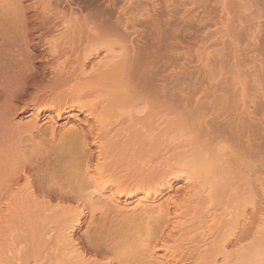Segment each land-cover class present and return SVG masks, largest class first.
<instances>
[{
	"label": "rangeland",
	"instance_id": "obj_1",
	"mask_svg": "<svg viewBox=\"0 0 264 264\" xmlns=\"http://www.w3.org/2000/svg\"><path fill=\"white\" fill-rule=\"evenodd\" d=\"M12 26H14V28ZM233 43L237 49L234 47ZM0 44V239H2L0 240V264L67 263L65 262L67 258H64L65 256L63 257V254L61 255L63 251L61 248L64 249V246L62 245L63 242H58L57 230L52 229V226V228L49 226H42L40 221L29 216H22L21 219L17 218V220L9 213L10 210L7 208L9 196L11 198V194H14L15 190H18V188L20 190L23 185L26 186L25 182H27V180L29 182L28 186H31L29 192L32 193L34 197H37V202L45 201L50 203L54 209L67 206L73 207L77 206L76 203H81L80 207L84 211L83 219L81 220L79 228L74 232L72 240L75 245L77 244L79 251L81 250L80 252L86 256L88 261L97 260L99 263L109 264H129L131 261V263L134 262V264H136L137 262L135 263V261L138 260L139 264H144L148 258H146V253H148L149 249V253H154L156 250L158 255H163V249L160 248L159 250L158 247H155V249L152 250L154 246L151 245L152 247H146V251L142 248L139 251L137 250L140 253H142V250L143 253L144 251L146 252L144 254L142 253V255H145L143 257L141 254L134 251L136 249H131L133 253L130 251L129 257H125L126 259L124 262L126 263L123 261L120 263V260L118 261V259L115 258L116 256L113 257V253V255H111L109 251H106L105 246L108 244L105 240H107V242H110L111 238V242L114 240L113 237L115 232L113 233L112 230H118V225L121 226L120 223L122 220L120 215L117 214L119 217H115L116 214L115 216L113 214H109L110 216L106 214L103 217V215L95 214L94 217H92L93 219H90L91 210L89 209L90 207H88L89 205L77 199L76 196L75 199L74 193H69V187L67 189L68 184H66L62 176H60L62 173H59V169L61 168L57 167L58 170H56V168L51 169L54 164V166L58 163L61 165V160L57 161L60 155L55 152V147L60 144L58 140L62 138V132L59 133L58 129L61 125H64L66 122L65 117L68 115H64L63 113L61 119L52 118V122L57 123V126L55 125V129H57L54 132L55 136L52 140L50 138L48 139L51 141L48 142L47 140V142L43 143V140L46 139L41 135L43 125L40 124H43L45 121H47L45 123L49 124L46 116L49 114L52 117L53 114L48 113V111L44 112L40 110V108L42 109L44 106L41 100V104L38 101L41 95L43 96L42 98H44L43 103H46L45 106L51 109L58 104L62 106L63 103H70L80 98L78 104L83 105L81 102L84 104H87V102L91 103L87 104L88 106L85 104L86 108H90L93 105L92 107L95 109H92L97 111L102 110L99 109L102 108L99 105H107L106 101L108 102L110 95L111 97L113 96L112 111L114 115L111 114V111L108 114V116L110 115L111 117L100 119V125L104 122L102 120H105L104 125H102V131L108 132L110 129L111 132L109 131L110 134L108 138L112 136L111 140H113V142H116L114 139H117V141L119 140L117 144H120V146L116 145L118 149V152L115 151L116 154L122 152L121 148L126 149L123 150L127 153L125 154V152H123V154H121L123 156L124 154L128 155L125 161L130 160L128 157L137 149L140 142L142 145H139L140 147L138 146V148L146 146L144 148L142 147V150L138 149L142 151L141 153L143 155H146L145 159H143L144 157L141 155L140 158L135 161L136 166H141V168H139L141 170L144 165V169L146 168L145 172H151L150 169H152V171L154 170V173L157 174V168H159L158 174L160 171L167 174L170 172L174 162L177 161L180 165V160H183L180 158H182V156L184 158L190 156L195 150H197L198 153L197 154L195 151L196 155H203L206 159H210L209 161L212 163L214 162L213 165L216 166V171L214 174H207V181L210 182H208V184L206 182L200 183L195 179L191 184V194L187 195L188 197L185 192L183 193L180 187L179 190H176L178 189V184L180 185L181 183L177 180L174 181L172 184V195L174 194L173 196H175L176 194L177 198L179 197L178 200H180L181 195L186 197L185 199H183V197L181 198V208L176 211L172 206V208L168 206L165 211L167 213L171 211L170 214L164 211L162 213L166 215H163L161 218L160 216H158L159 218L156 216L157 221L156 218H154L152 222L155 220V223L158 222L156 223L157 225L151 221L148 223V226L152 227L153 225L151 229L149 227L151 233L155 229L156 232H154L157 235L161 234V230L164 232L159 236V239L162 238L164 244H167V246H170L169 243L172 241V244H176L175 246L177 247V244H180L182 238L185 240H182L181 244L178 245L179 248H182V252L179 251L178 247L176 249L178 250L177 253L176 250L170 248V251H173L174 255L176 254V260L172 261V259L169 258L167 261L171 262H167V264H194L195 262L204 261L202 259L199 260L198 257V255L201 256L200 248L203 247L202 251L205 249L208 250V248L210 249V246H208V248L206 247L208 245L207 243L211 244V241L212 244H214V246L211 245L213 249L221 246L228 248L226 249V253L228 252L227 255H230V257L234 259H238L237 263L242 259V257L239 256L241 251L246 249L247 253L249 250H251V253L255 252L253 255L258 264H264V245L261 244L264 243V240H260L261 236L264 239V0H0ZM220 66H222V68ZM20 77L22 82L19 80ZM13 80L14 82L11 83ZM97 81H99L100 84L102 83V86L98 84L99 82L97 83ZM96 83L98 86L100 85L99 89H97L98 86ZM104 84L106 85L105 89L103 87ZM89 85H93V87H89ZM42 86H45L43 87L44 89L46 88L43 93L41 91V89L43 90ZM83 86L85 89L92 88V91L95 93L90 89L84 91L85 89ZM101 87L103 89H101ZM15 88L20 89H16L17 91L15 90L14 92ZM9 89L13 90L8 91ZM134 89L137 92L141 90V92L137 93ZM72 90L73 95L76 96V94H78L80 97L76 96L78 97L76 98L68 93ZM75 90L78 91L76 92ZM98 90H100L101 93L98 94L96 92ZM142 90L146 93L144 92V94ZM150 90L152 92H149ZM37 91L42 94L39 93V95H37ZM74 92L76 93L74 94ZM122 92L125 93V97L123 96V98H121V95H123ZM127 96L130 97L127 98ZM33 97H36L37 102ZM70 97H72L73 100L70 99ZM116 98H118L117 100H121V102L119 101L120 104L115 100ZM103 99L106 100L101 103ZM124 99H126L125 101L129 100L128 102L131 101L130 104L126 103ZM33 101L36 106L34 105L35 107L32 108L30 104H32ZM115 101L118 103L115 104L117 105L116 108L113 107L115 106ZM95 102L99 103L97 104ZM110 102L111 100L109 99L108 104ZM122 102L125 103H123L124 106H121ZM40 105L41 107H38ZM113 108L116 110L114 109V111ZM98 112L95 114L98 115ZM69 115H75L77 121L79 120V124L85 129L88 124L87 122L91 124V121L88 119L89 116L87 117L86 113L83 115L82 112L72 110ZM84 116L88 121H86ZM115 116H117V118ZM54 118L57 121H55ZM32 120L33 122L36 121L40 123V130H42L38 132L40 135L36 132H32L34 137L32 133L25 129ZM83 121H86V123ZM109 122L113 123L112 125L114 126L110 125L111 123L109 124ZM45 123L44 126L48 125ZM96 125H98V123H96ZM23 128L27 133L23 131ZM119 131H122V135L125 133L126 135L124 134V136L126 137H122ZM213 131L215 132L214 134ZM117 132H119V137L117 138L116 135L114 138L113 135H115V133L117 134ZM207 132L210 134H208V137H206ZM29 134L31 135L29 136ZM35 134L42 138L39 136L38 138ZM58 134H60L61 138ZM120 135L121 139H119ZM31 136L33 137L32 140L30 139ZM105 137L107 138V134ZM124 139L128 140L127 143L130 142L126 146H124L126 144V140L124 141ZM91 140V137H88V141L91 143L87 141L90 146L86 147V149H88L87 155L89 156L95 152L93 151V143ZM38 141L40 144L42 142L44 146L37 145ZM131 142L138 144H136V148ZM18 144L20 149L18 148ZM53 144L55 147L52 146ZM46 145L48 149H54L55 153H53L52 150V152H50V150L47 151ZM132 146L133 149L131 150L130 148H132ZM154 147H157V150H155ZM246 147L249 150H247ZM128 148L131 151L128 150ZM201 148L207 151L205 152ZM243 148L247 150H245L247 156L250 153L252 154L244 158L246 155L243 154L244 152L242 153V151H244ZM233 149H235L234 153ZM239 150L240 152L238 153ZM31 151L34 152L32 153ZM186 151L187 153H185ZM180 153L184 154L181 155ZM255 153L257 154L255 155ZM54 154L56 156H54ZM241 154L244 159L240 157ZM236 155H239L238 158L240 157L241 159L239 163ZM92 156H94V154ZM175 156L176 160H174ZM228 156L229 158L232 156L235 165L232 164L233 162L228 164ZM23 157L25 158L23 159ZM215 157L217 158L215 159ZM141 158L143 160H141ZM224 159H226V162L223 161ZM31 161L33 162L31 163ZM221 161H223L224 165L220 163ZM235 162L238 163L239 167ZM46 164H48L47 167L45 166ZM135 164L133 165L135 166ZM241 164H243L242 166L244 168ZM177 165H174L172 168L173 171L177 169L174 173H177L180 169V166L178 165L177 167ZM152 167H154V169ZM220 167L221 169L225 167L223 170V172L226 170L224 175L226 177L229 175L227 178H229L228 180L231 183L227 181L223 174V176H220L225 178L224 180L219 177V173H222V170L219 171ZM148 168L149 170H147ZM42 171L43 174H41ZM234 171L241 175L238 176ZM56 172L58 173L56 174ZM162 173L161 175H163ZM192 173L195 174L196 170H192ZM232 174L236 175L235 178ZM213 176L217 177L218 180ZM44 177H46V179ZM208 177H210L209 180ZM236 177L239 180L241 179L240 182L238 181L236 183L234 180ZM225 180L228 184H226V186L223 184L226 183L224 182ZM64 183L65 186L63 185ZM221 185H224V188L221 187ZM201 186L202 189L200 188ZM195 187L196 191L194 189ZM191 191L194 192V197H198L199 200L201 197V201L204 204L203 206L200 205L198 199V203L196 200H193V192ZM197 191L201 192L200 195L196 194ZM219 193L220 195L218 196ZM59 194L62 197H60ZM166 197L167 195H165L164 200ZM190 197H192V201ZM246 197L248 201L245 200L247 199ZM240 198H245V202ZM185 200H188L191 204L186 201L187 204ZM159 201H162V198L159 199ZM241 203L243 205H241ZM185 204L191 206L189 207V211L192 210V219L188 215H184L188 210ZM184 206H186L185 209L182 208ZM169 208H171L173 212ZM189 211L187 213L191 214ZM173 214L174 216H170ZM175 214H177L178 219L180 218L184 223L188 222L184 224L179 221L181 222L180 224L188 227L186 233L183 231L184 226L178 223V226H180L177 227L178 230H181L182 227L183 229L181 231H183L185 237L189 239L182 237L184 234L180 232V230L176 232V225L171 223L173 220V222L178 220L175 218ZM111 216H113V218ZM123 216L124 215H121V217ZM166 216L172 225L167 221ZM182 216L183 219L185 218L184 216H186V218L183 220ZM12 217L14 218L12 219ZM198 217H200V219ZM170 218L172 220H170ZM238 218L240 219L238 220ZM109 219L113 222H117L113 223L110 221V223ZM158 219H162L161 221L164 224ZM186 219H191V223L190 221L186 222ZM15 220H17V222ZM233 220V223H235L234 226L230 223ZM166 221L168 223H166ZM103 222L105 224H103ZM188 224L190 225L188 226ZM89 225L94 227L91 228ZM157 226L160 230H158L159 233L157 231ZM228 228H230V230ZM38 229L45 230L47 235L44 234L45 232L39 231ZM107 229L108 231H106ZM227 229L229 232H226ZM256 229L258 230L256 231ZM188 231L192 233L186 236V234L188 235ZM206 231L210 232L206 233ZM91 232L94 234H90ZM206 234H208L209 237H207L208 235ZM104 235H106L107 238ZM109 235L112 236L110 237ZM179 235H181L180 241H178ZM36 236L38 238L45 237L47 243L41 246L40 242L44 238H41V240L39 239V241ZM167 236L169 237L167 238ZM108 237L110 238L108 239ZM136 239L137 238H134V241H136ZM173 241H177V243H173ZM219 241L221 242L220 244ZM93 242L96 243L93 244ZM204 242H206V245ZM100 245L101 247H99ZM109 245L107 247H109ZM173 245L171 247H173ZM192 247H196L194 250L196 253L198 252L197 254L192 251ZM196 249L199 251H196ZM246 250L242 252V254L246 253ZM239 251L240 254L238 255L237 253ZM178 252L181 253L178 254ZM132 254L135 255L133 256L135 257L134 260L136 258L137 260H131L133 259L131 258ZM138 255H141L142 258H146L144 259L145 261H143L142 258L140 259L143 262L140 261ZM194 255H196V257H194ZM235 256L237 258H235ZM196 258L199 261H196ZM218 259H220L219 256L216 258L217 264L222 263V260L218 261ZM259 259L262 263L259 262ZM147 260L149 261V259ZM150 262L151 261L146 264H151ZM204 262L195 264H202ZM206 263L207 262L204 264Z\"/></svg>",
	"mask_w": 264,
	"mask_h": 264
},
{
	"label": "bare ground",
	"instance_id": "obj_2",
	"mask_svg": "<svg viewBox=\"0 0 264 264\" xmlns=\"http://www.w3.org/2000/svg\"><path fill=\"white\" fill-rule=\"evenodd\" d=\"M8 22V21H7ZM16 22V21H15ZM11 23V22H10ZM9 25V24H8ZM16 25V24H15ZM157 25V24H156ZM21 26H22V24H21ZM13 28H14V26H12ZM10 28V27H9ZM19 28V27H18ZM12 30V29H11ZM18 30V29H17ZM13 31V30H12ZM19 31V30H18ZM11 32V31H10ZM14 32V31H13ZM15 33V32H14ZM18 33V32H17ZM12 34V33H11ZM9 35V34H8ZM11 36H13V35H11ZM4 37V36H3ZM44 39V38H43ZM6 43V42H5ZM47 43V42H46ZM234 44V43H233ZM1 45V44H0ZM2 45H4V44H2ZM234 47H235V44H234ZM229 48V47H228ZM236 48V47H235ZM232 49V48H231ZM237 49V48H236ZM231 51V50H230ZM232 53V52H231ZM116 57V56H115ZM42 59V58H41ZM223 59V58H222ZM25 62V61H24ZM29 62V61H28ZM97 64V63H96ZM28 65V64H27ZM220 65V64H219ZM218 65V66H219ZM231 65V64H230ZM17 66V65H16ZM30 66V65H29ZM98 66V65H97ZM134 66V65H133ZM135 67V66H134ZM221 68H222V66H220ZM229 67H231V66H229ZM20 68V67H19ZM47 68V67H46ZM96 68V67H95ZM218 68V67H217ZM82 69V68H81ZM80 69V70H81ZM137 69V68H136ZM219 69V68H218ZM28 70V69H27ZM26 70V71H27ZM25 71V70H24ZM30 71H32V70H30ZM30 71H29V73H30ZM43 71H44V68H43ZM59 71V70H58ZM82 71V70H81ZM28 72V71H27ZM83 72V71H82ZM108 72V71H107ZM35 73V72H34ZM41 74V73H40ZM264 74V73H263ZM15 75V74H14ZM26 75H27V73H26ZM36 75V74H35ZM84 75V74H83ZM30 76V75H29ZM28 76V77H29ZM57 76V75H56ZM16 78H17V76H16ZM261 78V77H260ZM262 78H263V76H262ZM261 78V79H262ZM21 82H22V80H21V77H20V79H19ZM24 80V79H23ZM98 80V79H97ZM100 80V79H99ZM109 80V79H108ZM40 81V80H39ZM63 81V80H62ZM93 81V80H92ZM12 82H14V80L13 81H11V83ZM66 82V81H65ZM99 81H97V83H98ZM10 83V82H9ZM32 83H34V82H32ZM63 83V82H62ZM96 83V84H97ZM108 83V82H107ZM16 84V83H15ZM47 84V83H46ZM98 84H100V82L98 83ZM98 84H97V86H98ZM102 84V83H101ZM100 84V85H101ZM7 85H9V84H7ZM12 85V84H11ZM17 85V84H16ZM19 85H20V83H19ZM66 85V84H65ZM99 85V86H100ZM21 86V85H20ZM20 86H18V87H20ZM30 86V85H29ZM98 86V88L97 89H99L100 87ZM102 86V85H101ZM138 86V85H137ZM137 86H136V89H137V91H138V88H137ZM43 87H45V86H42V88ZM84 87V86H83ZM83 87H82V91H83ZM85 87H86V85H85ZM85 87H84V89H85ZM89 87H93V85L92 86H90L89 85ZM94 87H95V84H94ZM103 87H104V89H105V87H106V85L104 84L103 85ZM79 88V87H78ZM11 89V88H10ZM8 90V91H12V90ZM16 89H20V88H15L14 89V92H15V90ZM46 89V88H45ZM45 89L43 88V90L41 89V91H42V93H43V91L45 92ZM80 89H81V87H80ZM88 88H86L84 91H86ZM90 89V88H89ZM88 89V90H89ZM97 89H93V90H97ZM101 89H103L102 87H101ZM34 90H36V89H34ZM91 91H92V88L90 89ZM6 91V90H5ZM17 91V90H16ZM25 91V90H24ZM76 91V90H75ZM78 91V90H77ZM76 91V92H77ZM84 91H83V93H84ZM106 91V90H105ZM124 91H125V88H124ZM129 91V90H128ZM134 91H135V89H134ZM137 91H135V92H137ZM143 91V90H142ZM147 91V90H146ZM13 92V93H14ZM76 92H74V94L76 93ZM92 92H94V91H92ZM98 94L99 93H101V91L100 90H98V91H96ZM102 92H103V90H102ZM130 92V91H129ZM133 92V91H132ZM140 92H141V90H140ZM140 92H137V93H140ZM145 91H143V93H144ZM149 92H152L151 90L149 91ZM34 93H36V92H34ZM39 93H41V92H39V91H37V95H39ZM41 93V94H42ZM68 93H70L71 95H73V90L70 92H68ZM81 93V92H80ZM87 93V92H86ZM95 93V92H94ZM96 93V94H97ZM123 93V92H122ZM143 93H141V94H143ZM146 93V92H145ZM144 93V94H145ZM263 93V92H262ZM32 94V93H31ZM45 94V93H44ZM134 94V93H133ZM14 95V94H13ZM16 95H18V94H16ZM36 95V94H35ZM36 95V96H37ZM70 95V96H71ZM81 95V94H80ZM83 95V94H82ZM120 95V94H119ZM119 95H117V96H119ZM137 95V94H136ZM6 96V95H5ZM8 96H10V95H8ZM12 96V95H11ZM33 96V95H32ZM73 96H75V95H73ZM72 96V97H73ZM76 96H79L78 94H76ZM75 96V97H76ZM123 96L125 97V93H123V95H121V98H123ZM16 97V96H15ZM23 97V96H22ZM43 96L41 95V98H42ZM45 97V96H44ZM72 97H70V99H72ZM74 97V98H75ZM80 97V96H79ZM116 97V96H115ZM128 97H130V96H127V98ZM33 98H35V101H36V97H33ZM32 98V99H33ZM39 98V100H38V98H37V100L39 101V103L42 101V105H44L43 106V108L41 109L40 108V110H43L44 112L45 111H48V113H52L53 115H52V117L48 114L47 116H46V118L48 119V122H49V124L48 123H45V122H47V121H45L44 123L45 124H48V125H46V126H44V123L42 124H40V123H37L36 121H34L33 122V120H35V119H33L32 120V122H29V125H27L26 127L28 128H25L26 130H28V132H30V133H38L39 131H42V133H41V135L44 137V139H46V140H43V143L44 142H47V140L50 138L51 140H52V138H54V136H55V134H54V132H55V130H57V129H55V125L57 124V123H55V122H52V118L53 117H55L56 119H61V117H63L62 116V114L64 113V115H68L67 117H65L66 118V122L64 123V125H61L60 127H59V133L60 132H62V134H61V136H62V138H61V136H60V134H58V136H60V138L62 139H59L58 140V142L60 143V144H58V143H56V144H58V146H54V144L52 145V146H54L55 147V152L58 154V155H60L59 156V159L57 160V158H56V160L57 161H59V160H61L60 162H61V165H60V163H58L56 166H54V165H52V167H51V169H54V168H56V170H58L57 169V167L59 168H61V169H59V173L61 174H59L60 176H62V178H63V181L64 182H66V184H68L67 185V189H68V187H69V193H74L73 195H74V197L76 196L77 197V199H79L80 201H83L85 204H87V205H89L88 207H90L89 209L91 210L90 211V215H91V218L90 219H93L92 217H94V215L95 214H99V215H103V217H104V215H106V214H113L114 216H115V214H116V216L115 217H119V216H117V214L118 215H120V218H121V226L120 225H118V227H117V229L118 230H116L115 229V231H114V229L112 230L113 231V233H114V240L112 241L113 242V244H112V242H111V239H110V242L108 243L107 242V240H105L106 241V243L109 245V247H107V246H105V248H106V251H109L110 253H111V255H113L114 254V256L113 257H115V258H117L118 259V261L120 260V263H122L121 261H125V259L127 258V256L130 254V251H132L131 249H136V250H134V251H136V252H138L141 248L142 249H144L145 251H146V247H148V246H154V247H152V250L153 249H155V247H158L159 248V250H160V248L161 249H163L162 251H163V255H161L160 256V254L158 255L157 253L158 252H156V250L154 251V253H152L151 251V253H149V250H148V253H146L145 251H144V253H146V258L147 259H149V261H151L150 263L151 264H167V259H172V261H174V260H176V258H175V255L173 254V251L171 252L170 251V248H172L173 250H176L177 249V247H178V249H179V251H181L182 252V248H181V250H180V248H179V246L178 245H180L181 244V242H182V240L183 241H185L183 238H182V240H181V242H180V244H177V247L175 246V245H173L172 244V241H170L171 243H169L170 244V246L168 245L167 246V244H164V242H163V239L161 238V239H159V236H161L162 235V230L160 231L158 228V226H157V231L159 230L160 232H161V234L160 235H157L155 232H156V229L154 230V229H152V230H154L152 233H151V231L149 230V227H150V229L153 227V225H152V227L151 226H148L149 224V222L151 221L152 222V220L154 219V218H156V216L158 217V216H160V218L163 216V215H166V214H163L162 212H164L165 210H166V207L168 208V206H172L173 208H174V210H179L180 208H181V206H180V201L182 200L181 198L183 197V199H185L186 197H184V196H182L181 195V198H180V200H178V198H177V196H176V194H175V196H173L172 195V184H173V182L174 181H178L179 183H181L180 185L178 184V189H176V190H179V187L181 188V190L183 191V193L185 192V194H186V196L187 195H189V194H191L190 193V188H191V184H192V182L196 179V181L198 180L200 183H202V182H206L207 184H208V182H210V181H207V174L208 173H213L214 174V172L216 171V166L215 165H213V163L211 162V161H209L210 159H206L203 155H196V153H197V150H195L196 151V153H195V151H193V153L192 154H190V156H187L186 158H184L183 156H182V158H180V159H183V160H180L181 161V164L179 165L178 164V162L176 161V162H174V165L176 166L177 164L180 166V169H179V171L177 172V173H174V171H176L175 169H174V171L172 170V168L174 167V165L172 166V168H171V170H170V172L169 173H167V174H164V173H162L161 171V173L163 174V175H161V173L159 172V174H158V170H159V168H157L158 170H157V174H158V176H157V174H155L154 172V170L152 171V169H150L151 170V172H145V170H146V168L144 169V165H143V168H142V170L141 169H139V168H141V166L140 167H138V166H136V164H135V161H137L139 158H140V156L141 155H143L141 152L142 151H139L138 149H140V150H142L141 148L143 147V146H141V148H138V146L139 145H142V143L140 144L139 143V145L137 144V143H132V145L133 146H135V148H136V144L138 145L137 146V149L130 155V151L133 149V146H132V148H128V150H130L128 153H129V155H130V157H128V158H130V160L129 161H125V159H126V157L128 156V155H125L127 152H125L124 150H126V149H124V148H121L122 149V152L121 153H118V154H116L115 153V151H117L118 152V149H117V146L119 145L120 146V144H117L118 143V141H117V139L115 140L114 139V141H116V142H113V140H111L112 139V136H111V138L109 137L108 138V135L110 134V129H109V133L107 132V131H102L103 130V126L102 125H104V122H105V120L103 119L102 121H104L103 122V124H101L100 125V123L99 122H101L100 121V119L101 118H104L105 117V119H106V117H111L110 115L108 116V114L112 111V98H113V96L111 97V95H110V97H109V99L111 100V102L108 104V102H109V99H108V102L106 101V104L107 105H99V106H101L102 108H99V109H102L101 111L100 110H94L95 108L94 107H88V108H86V106H85V104L84 103H82L81 102V104H83V105H80V104H78L79 103V99L78 100H75V101H72V100H70V101H72V102H68V103H63V105L62 106H60V104H58L57 106H55V107H52V109L51 108H48V107H46L45 105H46V103L44 104L43 103V101H44V98ZM47 98V97H46ZM68 98H69V95H68ZM76 98H78V97H76ZM126 98V99H127ZM31 99V100H32ZM66 99V98H65ZM118 98H116L115 100H117ZM120 99V98H119ZM126 99H124V101L126 100ZM5 100V99H4ZM18 100H20V99H18ZM34 100V99H33ZM41 100V101H40ZM46 100H48V99H46ZM46 100H45V102H46ZM106 99H103L102 100V102L101 103H103L104 101H105ZM119 101L121 102V100H117V102L119 103ZM122 101H123V99H122ZM129 100H127V101H125L126 103H129L130 104V102H128ZM37 102V101H36ZM49 102V101H48ZM100 102V101H99ZM98 102V103H99ZM113 102H114V100H113ZM116 101H115V103H114V105L115 104H118ZM95 103H97V102H95ZM94 103V104H95ZM97 103V104H98ZM100 103V104H101ZM123 103L124 102H122L121 103V106H124L123 105ZM145 103V102H144ZM41 104V103H40ZM62 104V103H61ZM87 104H91V103H88L87 102ZM86 104V105H87ZM120 104V103H119ZM125 104V103H124ZM31 106H32V108L33 107H35L36 105H35V103H34V101L32 102V104H30ZM35 105V106H34ZM51 105V104H50ZM49 105V106H50ZM227 105V104H226ZM28 106H29V104H28ZM88 106V105H87ZM90 106V105H89ZM116 106L117 105H115V106H113V107H115L116 108ZM145 106V105H144ZM143 106V107H144ZM30 107V106H29ZM38 107H41V105L40 106H38ZM95 107H96V105H95ZM221 107V106H220ZM224 107H225V105H224ZM92 108H94V109H92ZM98 108V107H97ZM115 108H113V110L115 109ZM120 108V107H119ZM146 108V107H145ZM92 109V110H91ZM122 109V108H121ZM225 109V108H224ZM32 110H34V109H32ZM36 110V109H35ZM37 110H38V108H37ZM72 110H77V111H79V112H82L83 113V115H85V113H86V116L88 117L89 116V121H91V124H89L90 122H87L88 124H87V127H86V129L85 128H83L82 127V125L81 124H79V120L77 121V118H76V116L75 115H77V114H75V115H69L70 113H71V111ZM116 110V109H115ZM114 110V111H115ZM118 110V109H117ZM120 110V109H119ZM142 110H143V108H142ZM42 111V112H43ZM98 112V115H96L97 113L96 112ZM36 112V111H35ZM38 112V111H37ZM41 112V111H40ZM39 112V113H40ZM141 112V111H140ZM39 113H37V114H39ZM96 113V114H95ZM117 113V112H116ZM198 113H199V111H198ZM198 113H197V115H198ZM73 114V113H72ZM88 114V115H87ZM111 114L112 115H114V112L112 111L111 112ZM136 114V113H135ZM33 115V114H32ZM35 115H36V113H35ZM35 115H34V117H35ZM37 117H38V115H36ZM78 116V115H77ZM85 117V116H84ZM116 118H117V116H115ZM114 117V118H115ZM54 118V120L55 121H57L56 119ZM64 118V119H65ZM46 119V120H47ZM79 119V118H78ZM85 119H86V117H85ZM111 119H113V118H111ZM84 120V119H83ZM116 120V119H115ZM86 121H88L87 119H86ZM86 121H83L84 123H86ZM96 123H98V125H96ZM107 123V122H106ZM111 122H109V124H110ZM138 123V122H137ZM148 123V122H147ZM39 124L40 125H43V128H42V130H40V126H39ZM63 124V123H62ZM113 123H111L110 125H112ZM58 125H60V124H58ZM110 125H109V128H110ZM144 125V124H143ZM142 125V126H143ZM244 125V124H243ZM57 126V125H56ZM112 126H114V125H112ZM116 126V125H115ZM106 127V126H105ZM107 128H108V126H107ZM106 128V129H107ZM113 128V127H112ZM147 128H149V127H147ZM219 128V127H218ZM24 128H23V131H25L26 132V130H25ZM123 129V128H122ZM169 129V128H168ZM214 129H216V128H214ZM242 129V128H241ZM105 130V129H104ZM219 130H220V128H219ZM101 131H102V133H101ZM124 131V130H123ZM238 131V130H237ZM58 132V131H57ZM57 132H56V134H57ZM120 133H121V135H122V131H119ZM119 132H117V134L115 133V135H113L114 136V138L116 137V135H117V138L119 137V135H118V133ZM259 132V131H258ZM14 133V132H13ZM27 133V132H26ZM32 133V134H33ZM104 133V134H103ZM107 134V138L105 137L106 136V134ZM215 132L213 131V134H214ZM39 134V133H38ZM103 134V135H102ZM125 134V133H124ZM124 134L122 135V137H126V136H124ZM169 134V133H168ZM207 134V136L206 137H208V132L206 133ZM237 134H239V133H237ZM31 134H29V136H30ZM36 135V134H35ZM40 135V134H39ZM39 135H36L37 137L39 136ZM121 135H120V138L119 139H121ZM126 135V134H125ZM210 135V134H209ZM212 135V134H211ZM57 136V135H56ZM239 136V135H238ZM242 136V135H241ZM33 137H34V134H33ZM33 137L31 136V140L33 139ZM40 138H42L41 136H39ZM38 137V138H39ZM88 137L90 138L91 137V141H92V143H93V151H95V152H93V154H94V156H89V155H87V153H88V149H86V147L87 146H89L88 144L90 143V141H88ZM135 137H138V136H135ZM139 137H140V135H139ZM231 138V137H230ZM110 139V140H109ZM129 139V138H128ZM136 139V138H135ZM28 140V139H27ZM51 140H48V142L49 141H51ZM90 140V139H89ZM126 139H124V141H125ZM130 140V139H129ZM209 140V139H208ZM208 140H207V142H208ZM227 140V139H226ZM42 141V140H41ZM89 143H88V142ZM127 141L128 140H126L125 142H126V144L124 145V146H126L127 144H129V143H127ZM135 141V140H134ZM140 141H141V139H140ZM136 142H138V141H136ZM224 142V141H223ZM249 142H250V140H249ZM23 143V142H22ZM22 143H19V144H22ZM121 143H122V141H121ZM124 143V142H123ZM237 143V142H236ZM251 144H252V142H250ZM249 143V144H250ZM19 144H18V148L20 147L19 146ZM55 144V145H56ZM91 144V143H90ZM200 144V143H199ZM211 144V143H210ZM249 144H247V145H249ZM36 145V144H35ZM37 145H40V146H42L43 144H42V142H41V144L39 143V141L37 142ZM48 145H49V143H48ZM117 145V146H116ZM145 145V144H144ZM157 145V144H156ZM235 145V144H234ZM240 145V144H239ZM246 145V146H247ZM253 145V144H252ZM255 145V144H254ZM25 146V145H24ZM44 146V145H43ZM47 146V145H46ZM52 146H50V147H52ZM122 146V145H121ZM236 146V145H235ZM241 146V145H240ZM258 146V145H257ZM36 147V146H35ZM39 147V146H38ZM53 147V148H54ZM90 147V146H89ZM140 147V146H139ZM144 147H146V146H144ZM143 147V148H144ZM207 147V146H206ZM254 147V146H253ZM47 149H48V146L46 147ZM45 148V149H46ZM155 148V147H154ZM157 148V147H156ZM155 148V150H157ZM170 148V147H169ZM202 148H204V147H202ZM201 148V149H202ZM241 148V147H240ZM255 148H256V146H255ZM20 149V148H19ZM37 149V148H36ZM39 149V148H38ZM42 149V148H41ZM117 149V150H116ZM124 149V150H123ZM161 149V148H160ZM205 149V148H204ZM244 149V148H243ZM246 149H247V147H246ZM244 149V151H242V153L243 154H245L246 156L244 157V158H246V157H248L250 154H252V153H250V154H248V156H247V150H249V149ZM253 149V148H252ZM43 150V149H42ZM50 150V152H52L53 151V153H55L54 152V149H48L47 151H49ZM52 150V151H51ZM146 150V149H145ZM152 150V149H151ZM193 150V149H192ZM199 150V149H198ZM203 150V149H202ZM232 150V149H231ZM246 150V151H245ZM35 151H37V150H35ZM39 151H41V150H39ZM190 151V150H189ZM189 151H188V154H189ZM203 151H205V150H203ZM207 151V150H206ZM205 151V152H206ZM224 151V150H223ZM234 151H235V149H233V153H234ZM258 151V150H257ZM18 152V151H17ZM32 153L34 152V151H31ZM42 152V151H41ZM120 152V151H119ZM123 152H125V154H124V156L123 155H121V154H123ZM146 152V151H145ZM144 152V153H145ZM202 152V151H201ZM240 152V150L238 151V153ZM251 152V151H250ZM256 152V151H255ZM21 153V152H20ZM44 153V152H43ZM43 153H41V154H43ZM48 153V152H47ZM89 153H90V151H89ZM153 153V152H152ZM152 153H151V155H152ZM185 153H187V151L185 152ZM195 153V154H194ZM214 153V152H213ZM218 153H219V151H218ZM224 153V152H223ZM248 153H249V151H248ZM30 154V153H29ZM40 154V153H39ZM181 154V153H180ZM184 153H182L181 155H183ZM198 154V153H197ZM203 154H205V153H203ZM207 154V153H206ZM211 154V153H210ZM209 154V155H210ZM220 154V153H219ZM257 153H255V155H256ZM20 155V154H19ZM21 155H23V154H21ZM53 155V154H52ZM179 155V154H178ZM177 155V156H178ZM212 155V154H211ZM225 155V154H224ZM223 155V156H224ZM25 156V155H24ZM30 156H32V155H30ZM29 156V157H30ZM49 156H51V155H49ZM54 156H56L55 154H54ZM118 156H120V157H118ZM154 156V155H153ZM180 156V155H179ZM213 156H214V154H213ZM212 156V157H213ZM226 156V155H225ZM237 156V159H238V163H239V160H241L240 159V157H242V154H241V156L238 158V156L239 155H236ZM32 157H34V156H32ZM144 157V158H143ZM143 159H145V157H146V155L144 154L143 155ZM212 157H211V160H212ZM252 157H253V155H252ZM25 157H23V159H24ZM45 158V157H44ZM55 158V157H54ZM54 158H53V160H54ZM60 158H62V159H60ZM141 158V160H143ZM210 158V157H209ZM217 157H215V159H216ZM220 158V157H219ZM225 158V157H224ZM228 159L227 160H229V161H227L228 162V164H230V163H232V164H234V159H232V156L229 158V156L227 157ZM233 158H234V156H233ZM243 158V157H242ZM243 158V159H244ZM30 159H32V158H30ZM38 159V158H37ZM36 159V160H37ZM214 159V158H213ZM221 159V158H220ZM250 159V158H249ZM29 160V159H28ZM32 160H34V159H32ZM52 160V159H51ZM174 160H176V156H175V158H174ZM178 160V159H177ZM222 160V159H221ZM24 161H26V160H24ZM44 161V160H43ZM62 161H64V162H62ZM124 161V162H123ZM170 161H171V159H170ZM179 161V162H180ZM218 161V160H217ZM224 162H226V159H224L223 160ZM223 161H221L220 163H223ZM245 161V160H244ZM33 161H31V163H32ZM39 162V161H38ZM237 162V161H236ZM235 162V163H236ZM19 163V162H18ZM43 163V162H42ZM45 163V162H44ZM48 163H50V162H48ZM53 163V162H52ZM51 163V164H52ZM56 163V162H55ZM63 163V164H62ZM138 163V162H137ZM147 163V162H146ZM175 163H177V164H175ZM218 163V162H217ZM238 163H236V165L238 166ZM241 163V162H240ZM246 163V162H245ZM21 164V163H20ZM28 164V163H27ZM30 164V163H29ZM39 164V163H38ZM133 164H135V166L133 165ZM141 164V163H140ZM139 164V165H140ZM166 164H167V162H166ZM173 164V163H172ZM216 164V163H215ZM226 164V163H225ZM47 165L48 164H46L45 166L47 167ZM50 165V164H49ZM138 165V164H137ZM156 165V164H155ZM158 165V164H157ZM178 165H177V167H178ZM217 165V164H216ZM221 165V164H220ZM223 165H224V163H223ZM223 165H221V166H223ZM227 165V164H226ZM235 165V164H234ZM243 164H241V166H242ZM34 166V165H33ZM38 166H40V165H38ZM64 166V167H63ZM161 166V165H160ZM240 166V167H241ZM42 167V166H41ZM155 167V166H154ZM154 167H152L153 169H154ZM164 167V166H163ZM239 167V166H238ZM243 167V166H242ZM249 167H252V166H249ZM33 168V167H32ZM66 168V169H65ZM161 168V167H160ZM165 168V167H164ZM176 168V167H175ZM225 168V167H224ZM224 168L222 167V169H221V167H220V170L219 171H221L222 170V173L220 174L219 173V171H218V173H219V177H221V176H223L224 175V172L226 171H224L223 172V170H224ZM227 168V167H226ZM244 168V167H243ZM242 168V169H243ZM41 169V168H40ZM43 169V168H42ZM48 169V168H47ZM50 169V168H49ZM144 169V170H143ZM166 169V168H165ZM235 169V168H234ZM250 169V168H249ZM255 169V168H254ZM18 170V169H17ZM46 170V169H45ZM147 170H149V168L147 169ZM160 170H163V169H160ZM167 170H169V169H167ZM166 170V171H167ZM192 170H196V173L195 174H193L192 173ZM237 170H238V168H237ZM251 170V169H250ZM38 171V170H37ZM61 171V172H60ZM233 171V170H232ZM252 171V170H251ZM48 172V171H47ZM165 172V171H164ZM173 172V173H172ZM231 172V171H230ZM235 172V171H234ZM233 172V173H234ZM254 172V171H253ZM37 173H39V172H37ZM58 172H56V174H57ZM236 174H237V172H235ZM247 173V172H246ZM41 174H43V171H42V173ZM216 174V173H215ZM223 174V175H222ZM226 174V173H225ZM38 175V174H37ZM210 175V174H209ZM208 175V176H209ZM217 175V174H216ZM221 175V176H220ZM227 175V174H226ZM233 175V174H232ZM238 176H240L241 174H237ZM247 175V174H246ZM41 176V175H40ZM46 176V175H45ZM212 176V175H211ZM218 176V175H217ZM229 176V175H228ZM227 176V177H228ZM234 176V178H235V174L233 175ZM38 177V176H37ZM47 177V176H46ZM46 177H44L45 179H46ZM49 177V176H48ZM55 177H58V176H55ZM213 177H215V176H213ZM224 177L227 179V181H229L228 179L229 178H227L225 175H224ZM49 178H51V177H49ZM209 178L210 177H208V180H209ZM216 179H217V177H215ZM221 178H223V177H221ZM225 178H223V180L225 179ZM233 178V179H234ZM243 178V177H242ZM44 179V180H45ZM61 179V178H60ZM236 179H238L237 177H236ZM236 179H234L235 181H236V183L239 181L240 182V180L238 179V180H236ZM245 179H246V177H245ZM25 180H26V178H25ZM24 180V181H25ZM40 180V179H39ZM56 180H57V178H56ZM55 180V181H56ZM211 180V179H210ZM218 180V179H217ZM243 180V179H242ZM247 180V179H246ZM48 181V180H47ZM46 181V182H47ZM53 181V180H52ZM15 182V181H14ZM50 182H51V180H50ZM57 182V181H56ZM213 182V181H212ZM224 182H226V180L224 181ZM230 182V181H229ZM244 182V181H243ZM26 183V186L25 185H23L22 186V188L19 190V188H18V190H15L14 191V194H11V198H10V196H9V200H8V206H7V208L10 210V212L9 213H11L10 215L11 216H14L15 217V219H17V218H19V219H21V217L23 216V217H26V216H29V217H31V218H34L35 220L37 219L38 221H40L41 222V224H42V226H49V227H51L52 229H54V230H57L56 232L58 233V235H57V239H58V242H63V246H64V249L63 248H61L62 247V245H61V247L59 246V249L61 248L63 251H62V253H61V255L63 254V257L64 258H67L66 260H65V262H67V263H65V264H109V263H99V261H97V260H92L91 262L90 261H88V259H86V256L82 253V252H80L79 251V249H78V246H77V244L75 245V243L73 242V240H72V237H73V234H74V232L76 231V229L77 228H79V226H80V224H81V220L83 219V210L81 209V207H80V205H81V203H76V201H75V203H76V205L77 206H73V207H70V206H67V207H60L59 209H54L53 207H52V204H50V203H47V202H45V201H42V202H37V197H34L33 196V194L32 193H30L29 192V189H31L28 185H29V182H28V180H27V182H25ZM198 183V182H197ZM199 183V184H200ZM222 183V182H221ZM220 183V184H221ZM231 183V182H230ZM245 183V182H244ZM34 184V183H33ZM54 184V183H53ZM61 184H62V182H61ZM195 184H196V182H195ZM207 184H206V186H207ZM225 186H226V184H227V182L226 183H223ZM234 184H235V182H234ZM48 185H49V183H48ZM64 186H65V183L63 184ZM175 185V184H174ZM198 185V184H197ZM201 185V184H200ZM211 185H212V183H211ZM224 185H221V187H223ZM228 185V184H227ZM232 185V184H231ZM247 185V184H246ZM56 186V185H55ZM176 186V185H175ZM195 186V185H194ZM204 186H205V184H204ZM39 187V186H38ZM61 187V186H60ZM193 187V186H192ZM42 188V187H41ZM201 189H202V186L200 187ZM200 188H198V189H200ZM206 188V187H205ZM209 188H210V186H209ZM224 188V187H223ZM222 188V189H223ZM227 188V187H226ZM237 188V187H236ZM46 189V188H45ZM174 189V188H173ZM195 189V191H196V187L194 188ZM193 189V190H194ZM208 189V188H207ZM63 190V189H62ZM175 190V189H174ZM206 190V189H205ZM220 190H221V188H220ZM31 191V190H30ZM47 191V190H46ZM51 191H52V189H51ZM222 191V190H221ZM28 192V193H27ZM50 192V191H49ZM58 192H59V190H58ZM61 192V191H60ZM178 192V191H177ZM191 192H193V191H191ZM204 192H206V191H204ZM217 192H218V190H217ZM216 192V193H217ZM11 193H13V192H11ZM62 193V192H61ZM71 193V194H72ZM175 193V192H174ZM200 193L201 192H198L197 191V193L196 194H198V195H200ZM208 193V192H207ZM204 194V193H203ZM165 195H167V197L165 198V200H164V197H165ZM184 195V194H183ZM193 195V196H192ZM191 196L192 197H194L195 195H194V192H193V194H192ZM197 195V196H198ZM207 195V194H206ZM220 195V193L218 194V196ZM249 195V194H248ZM252 195V194H251ZM59 196H60V194H59ZM59 196H58V198H59ZM178 196H179V194H178ZM204 196V195H203ZM208 196V195H207ZM245 196V195H244ZM60 197H62V196H60ZM76 197H75V199H76ZM188 197V196H187ZM192 197H190V199H191V201H192ZM200 197V196H199ZM72 198V197H71ZM162 198V201H159V199H161ZM195 198V199H194ZM193 198V200L195 201H197V199L199 200V198L197 197H194ZM204 198V197H203ZM203 198H202V200H203ZM209 198V197H208ZM247 198V197H246ZM188 199V198H187ZM190 199H189V201H190ZM207 199V198H206ZM206 199H205V201H206ZM241 199V198H240ZM243 199V198H242ZM241 199V200H242ZM245 199V198H244ZM244 199H243V201H244ZM58 200V199H57ZM164 200V201H163ZM245 200H247L248 201V198L247 199H245ZM39 201V200H38ZM186 201H188V200H185V202ZM188 201V203H190ZM193 201V202H194ZM77 202H78V200H77ZM160 202V203H159ZM182 202V201H181ZM192 202V203H193ZM203 202H204V200H203ZM242 202V201H241ZM245 202V201H244ZM255 202V201H254ZM83 203V204H84ZM187 203V202H186ZM187 203V204H188ZM195 203V202H194ZM197 203H198V201H197ZM199 203H200V205H204L203 203H202V201H201V197H200V200H199ZM251 203V202H250ZM191 204V203H190ZM86 205V206H87ZM184 205V204H183ZM186 205V204H185ZM196 205V204H195ZM206 205V204H205ZM241 205H243L242 203H241ZM187 206V205H186ZM186 206H184V207H182V208H184L185 209V207ZM202 206H200V207H202ZM210 206V205H209ZM257 206V205H256ZM84 207V206H83ZM171 207V208H172ZM189 207H191L190 205L189 206H187V212L190 210V208ZM196 207V206H195ZM198 207V206H197ZM199 207V208H200ZM206 207V206H205ZM53 208V209H52ZM171 208H169V209H171ZM198 208V209H199ZM232 208H233V206H232ZM8 209H7V212H8ZM197 209V210H198ZM201 209V208H200ZM224 209V208H223ZM238 209H239V206H238ZM264 209V208H263ZM172 210V209H171ZM183 210V209H182ZM186 210H184V211H186ZM202 210V209H201ZM86 211V210H85ZM169 211V210H168ZM192 211V210H191ZM191 211H189V212H191ZM240 211V210H239ZM109 212V213H108ZM166 212V211H165ZM171 212V211H170ZM170 212H168L169 214H170ZM172 212H173V210H172ZM187 212H185L186 214H184V215H188L191 219H192V212H191V214L189 213H187ZM199 212V211H198ZM244 212V211H243ZM167 213V212H166ZM167 213V214H168ZM177 213V212H176ZM178 213H180V212H178ZM89 214V213H88ZM160 214H162V215H160ZM181 214H183V213H181ZM180 214V215H181ZM196 214V213H195ZM194 214V215H195ZM234 214V213H233ZM121 215H124L123 217H121ZM176 216H175V218H177L178 219V217H177V214H175ZM179 215V216H180ZM8 216H9V214H8ZM110 216V215H109ZM169 216V215H168ZM170 216H174V214L173 215H170ZM186 216H184L185 218H186ZM213 216V215H212ZM215 216V215H214ZM239 216V215H238ZM260 216V215H259ZM14 217H12V219L14 218ZM28 217V218H29ZM97 217V216H96ZM102 217V216H101ZM100 217V218H101ZM112 218H113V216H111ZM188 217V218H189ZM244 217V216H243ZM108 218V217H107ZM110 218V217H109ZM111 218V219H112ZM159 218V217H158ZM163 218H165V217H163ZM174 218V217H173ZM184 218V219H185ZM199 219H200V217H198ZM95 219V218H94ZM119 219V218H118ZM166 219H167V216H166ZM182 219H183V216H182ZM183 219V220H184ZM190 219V220H191ZM240 218H238V220H239ZM244 219H245V217H244ZM18 220V219H17ZM17 220H15L16 222H17ZM31 220V219H30ZM104 220V219H103ZM113 220V219H112ZM115 220V219H114ZM120 220V219H119ZM119 220H118V222H119ZM158 220H160V219H158ZM162 220V219H161ZM160 220V221H161ZM170 220H172L171 218H170ZM190 220H185L186 222L187 221H190ZM218 220V219H217ZM232 220V219H231ZM235 220H237V219H235ZM247 220V219H246ZM92 221V220H91ZM111 220L109 219V222H110ZM156 221H157V218H156ZM167 221H168V219H167ZM166 221V223H168ZM174 221V220H173ZM171 222V223H174L176 226V232H177V230H178V227L180 226V225H182V224H180L181 222L182 223H184V221H182L180 218L176 221V222ZM179 221H181V222H179ZM202 221V220H201ZM264 221V220H263ZM96 222V221H95ZM102 222V221H101ZM104 222H105V220H104ZM103 222V224H105ZM111 222H113V221H111ZM110 222V223H111ZM115 223L117 222V221H114ZM113 222V223H114ZM139 222H140V224H139ZM154 223H155V220L153 221ZM152 222V223H153ZM212 222V221H211ZM234 222V220L232 221V222H230L231 224H233V226H234V224L235 223H233ZM237 222V221H236ZM14 223V222H13ZM93 223V222H92ZM108 223V222H107ZM110 223H108V224H110ZM138 223V224H137ZM156 223H158V222H156ZM155 223V224H156ZM160 223V222H159ZM161 223H162V221H161ZM170 223V222H169ZM170 223V224H171ZM178 223L180 224L179 226H178ZM188 223V222H187ZM187 223H184V224H187ZM190 223H191V221H190ZM239 223H241V222H239ZM253 223V222H252ZM35 224H36V222H35ZM91 224V223H90ZM96 224V223H95ZM107 224V225H108ZM162 224H164V223H162ZM238 224V223H237ZM31 225V224H30ZM112 225V224H111ZM157 225V224H156ZM159 225V224H158ZM172 225V224H171ZM190 224H188V226H189ZM193 225V224H192ZM224 225V224H223ZM228 225V224H227ZM230 225V224H229ZM242 225V224H241ZM261 225V224H260ZM263 225H264V222H263ZM34 226V225H33ZM89 226H91V225H89ZM120 226V227H119ZM174 226V225H173ZM172 226V227H173ZM178 226V227H177ZM182 226H184L183 228L181 227V230L183 229V231L186 233V229H188V227L186 226L185 227V225H182ZM231 226V225H230ZM92 227H94V226H91V228ZM105 227H106V225H105ZM111 227V226H110ZM156 227V226H155ZM204 227V226H203ZM38 228H39V226H38ZM46 228V227H45ZM44 228V229H45ZM90 228V229H91ZM112 228H113V225H112ZM115 228H116V226H115ZM205 228H206V226H205ZM260 228H261V226H260ZM260 228H258V229H260ZM263 228V227H262ZM43 229V228H42ZM47 229H49V228H47ZM109 229H111V228H109ZM161 229V228H160ZM229 230H230V228H228ZM228 229L226 230V232L228 231ZM232 229V228H231ZM258 229H256V231L258 230ZM264 229V228H263ZM39 230V229H38ZM38 230H37V232H38ZM50 230V229H49ZM98 230V229H97ZM180 230V229H179ZM178 230V231H179ZM180 230V232H182L183 233V231H181ZM204 230V229H203ZM219 230V229H218ZM17 231V230H16ZM26 231V230H25ZM39 231H43V230H39ZM106 231H108V229L106 230ZM110 231V230H109ZM111 231V232H112ZM159 231H158V233H159ZM189 231H190V229H189ZM188 231V235L186 234V236H189V233H192V232H189ZM264 231V230H263ZM36 232V231H35ZM43 232H45V230L43 231ZM52 232V231H51ZM92 232H94V231H92ZM92 232L90 233V234H92ZM96 232V231H95ZM202 232V231H201ZM207 232H210V231H206V233ZM229 232V231H228ZM241 232V231H240ZM245 232V231H244ZM262 232V231H261ZM47 233H48V230H47ZM112 233V234H113ZM164 233V232H163ZM28 234V233H27ZM42 234V233H41ZM44 234H46V232L44 233ZM83 234V233H82ZM89 234V233H88ZM94 234V233H93ZM92 234V235H93ZM155 234H156V236H155ZM181 234V233H180ZM184 234V233H183ZM194 234H195V232H194ZM199 234V233H198ZM197 234V235H198ZM204 234V233H203ZM262 234V233H261ZM260 234V235H261ZM47 235V234H46ZM45 235V236H46ZM87 235V234H86ZM182 235V234H181ZM181 235H179V237H178V241H180V236ZM206 235H208V234H206ZM39 236V235H38ZM41 236V235H40ZM99 236V235H98ZM104 236H106V235H104ZM110 236V235H109ZM112 236V235H111ZM110 236V237H111ZM158 236V237H157ZM173 236V235H172ZM177 236H178V234H177ZM195 236V235H194ZM199 236H201V235H199ZM198 236V237H199ZM37 237V236H36ZM94 237H95V235H94ZM97 237V236H96ZM100 237V236H99ZM110 237H108V239L110 238ZM169 236H167V238H168ZM182 237H184L185 239L186 238H188V237H185V234L182 236ZM204 238H206L205 236H203ZM207 237H209V235L207 236ZM217 237H219V236H217ZM38 238V237H37ZM41 238H44L40 243H41V246H43L42 244H44V243H47L45 240H47L45 237H40V238H38V240L40 239L41 240ZM106 238H107V236H106ZM134 238H137L136 239V241H134ZM166 238V239H167ZM212 238V237H211ZM227 238V237H226ZM33 239H34V237H33ZM93 239V238H92ZM97 239V238H96ZM105 239V238H104ZM165 239V240H166ZM189 239V238H188ZM209 239V238H208ZM225 239V238H224ZM258 239V238H257ZM0 240H2V239H0ZM9 240V239H8ZM32 240V239H31ZM39 240V241H40ZM94 240V239H93ZM175 240V239H174ZM206 240V239H205ZM226 240V239H225ZM260 240H264L263 238H262V236H261V239ZM36 241H37V239H36ZM56 241V240H55ZM92 241V240H91ZM90 241V242H91ZM98 241V240H97ZM96 241V242H97ZM167 241V240H166ZM191 241V240H190ZM194 241V240H193ZM199 241V240H198ZM202 241V240H201ZM204 241V240H203ZM208 241V240H207ZM243 241V240H242ZM5 242V241H4ZM38 242V241H37ZM43 242V243H42ZM95 242V243H96ZM104 242V241H103ZM174 242H176L177 243V241H173V243ZM261 242V241H260ZM1 243V242H0ZM34 243V242H33ZM55 243V242H54ZM94 242H93V244H95ZM179 243V242H178ZM194 243V242H193ZM199 243H201V242H199ZM198 243V244H199ZM205 243V245H206V242H204ZM221 242L219 241V244H220ZM223 243V242H222ZM237 243V242H236ZM173 245V247H176V248H173V247H171L172 245ZM182 244H184V243H182ZM198 244H197V247H198ZM208 245H207V247L206 248H208V246H210V249L208 248V250L207 249H205V250H203L202 251V248H200L201 250V252H200V255L201 256H199L198 255V257H199V260L200 259H202V260H204L205 262H207L206 264H217V260H216V258L219 256V258L220 259H218V261L220 260H222L221 262L222 263H224V264H258L257 263V261L255 260L256 258H254V255H253V253H255V252H253V253H251L250 251L251 250H249V252L247 253V250H246V253H244V254H242V252H244V251H241V254H240V251L237 253L239 256H241L242 257V259L241 260H239V263H237L238 262V259H234L233 257H230V255H227V253H226V249H228V248H225L224 246H221V247H215L214 249H213V246H214V244H212V241H211V244H209V243H207ZM261 244H263L264 245V243H261ZM6 245V244H5ZM60 245V244H59ZM98 245H99V242H98ZM203 245V244H202ZM204 245V246H205ZM211 245H213V246H211ZM222 245V244H221ZM262 245V246H263ZM1 246V245H0ZM56 246H57V243H56ZM55 246V247H56ZM220 246V245H219ZM238 246V245H237ZM3 247V246H2ZM38 247H39V245H38ZM93 247V246H92ZM99 247H101V245L99 246ZM150 247V248H151ZM211 247H212V250H211ZM264 247V246H263ZM43 248V247H42ZM138 248V249H137ZM157 248V249H158ZM191 248V247H190ZM193 248V247H192ZM196 248V247H195ZM195 248H193V250L192 251H194L195 252ZM251 248V247H250ZM261 248V247H260ZM20 249V248H19ZM60 249V250H61ZM95 249V248H94ZM101 249V248H100ZM183 249H185V248H183ZM199 249V248H198ZM259 249V248H258ZM97 250V249H96ZM102 250V249H101ZM104 250V249H103ZM138 250V251H137ZM158 250V251H159ZM233 250V249H232ZM56 251V250H55ZM177 251L178 250H176V253H177ZM191 251V252H192ZM196 251H199V250H197L196 249ZM259 251V250H258ZM261 251H262V248H261ZM34 252H35V250H34ZM100 252V251H99ZM181 252H178V254L179 253H181ZM113 253V254H112ZM132 253H133V251H132ZM139 254H141L142 255V253H143V250H142V253H140V252H138ZM143 253V254H144ZM196 253V252H195ZM198 253V252H197ZM196 253V254H197ZM97 254V253H96ZM102 254V253H101ZM104 254V253H103ZM135 254V253H134ZM134 254H132V256H131V258H133V259H131L132 261H135V260H137V258L134 260V258L135 257H133V256H135ZM178 254H177V257H178ZM18 255V254H17ZM53 255V254H52ZM141 255H138L137 257H138V259L140 260V261H142L140 258H142L143 256H145V255H142V257H141ZM186 255V254H185ZM235 255V254H234ZM238 255H236V256H238ZM14 256V255H13ZM50 256V255H49ZM180 256V255H179ZM191 256V255H190ZM235 256V258H237ZM259 256V255H258ZM51 257V256H50ZM126 257V258H125ZM129 257V256H128ZM185 257V256H184ZM194 257H196V255H194ZM193 257V258H194ZM12 258V257H11ZM89 258V257H88ZM146 258H142L143 259V261H145L144 259H146ZM175 258V259H174ZM188 258V257H187ZM233 258V259H232ZM10 259V258H9ZM34 259V258H33ZM63 259V258H62ZM146 259V263L147 262H149L148 260ZM2 260V259H1ZM52 260V259H51ZM73 260V261H72ZM129 260H130V258H129ZM196 261L198 260L197 258L195 259ZM198 260V261H199ZM258 260V259H257ZM4 261V260H3ZM7 261V260H6ZM126 261H128V260H126ZM142 261V262H143ZM179 261H181V260H179ZM204 261H200V262H204ZM32 262V261H31ZM56 262H57V260H56ZM58 262H59V260H58ZM61 262V261H60ZM86 262H89V263H86ZM116 262H117V260H116ZM129 262V261H128ZM137 262V263H136ZM141 262V263H142ZM169 262H171V261H169ZM168 262V263H169ZM178 262V261H177ZM194 262V261H193ZM200 262H195V263H200ZM204 262V263H205ZM259 262H260V259H259ZM3 263V262H2ZM124 263H126V262H124ZM131 263V261L129 262V264ZM135 263L136 264H139V261L137 260V261H135ZM145 262H144V264H146ZM172 263H174V262H172ZM194 263V264H195ZM204 263H202V264H204ZM222 263H218V264H222ZM260 263H262V262H260ZM17 264V263H16ZM47 264H49V263H47ZM119 264V263H118ZM126 264H128V263H126ZM131 264H134V262H132ZM149 264V263H148ZM171 264V263H170Z\"/></svg>",
	"mask_w": 264,
	"mask_h": 264
}]
</instances>
